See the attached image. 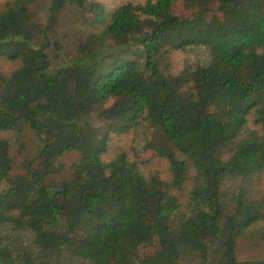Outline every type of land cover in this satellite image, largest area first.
I'll return each mask as SVG.
<instances>
[{
  "label": "trees",
  "instance_id": "1",
  "mask_svg": "<svg viewBox=\"0 0 264 264\" xmlns=\"http://www.w3.org/2000/svg\"><path fill=\"white\" fill-rule=\"evenodd\" d=\"M36 1L0 5V58L20 63L0 74V264H239L240 241L264 243V0H183L185 17L176 0H52L44 23ZM196 46L206 66L164 73ZM143 122L184 158L148 144L168 182L102 159ZM26 126L41 146L14 175Z\"/></svg>",
  "mask_w": 264,
  "mask_h": 264
},
{
  "label": "rangeland",
  "instance_id": "2",
  "mask_svg": "<svg viewBox=\"0 0 264 264\" xmlns=\"http://www.w3.org/2000/svg\"><path fill=\"white\" fill-rule=\"evenodd\" d=\"M6 0H0V5H2ZM52 0H37L34 5L31 6V11L34 18L40 22L44 23L46 18L47 6ZM90 2L100 3L107 10L112 11L113 9L125 4H143L147 0H88ZM174 10L181 17L190 15V10L185 6L183 0H176ZM84 30V28H81ZM80 30V29H79ZM79 34L74 36L76 39ZM210 61L209 51L206 47L196 46L185 51L171 52L168 56L167 63L169 65L168 69H165L164 73L166 75H177L183 71L191 72L197 66L204 67ZM20 66L19 61L10 62L3 58H0V74L3 77H9L14 71H16ZM113 103L110 100L105 106H110ZM248 126L252 129H258L257 126L252 124V118L248 123ZM7 133L0 132V138L6 137ZM148 144L156 145L160 144L171 152L175 156L182 160L184 159L171 145V143L166 139L162 132L151 126L148 122L141 123L138 127L133 128L126 134L110 135V143L108 151L102 156L105 163L110 162L119 153L126 154L130 161H147L143 165H140V169L145 175L150 173L157 174L158 178L164 182H168L171 178L170 172L168 171V163L164 158H160L154 154V152L147 148ZM40 143L37 141L35 134L28 126L24 128V147L25 150L19 154H14V165L12 173L14 175L23 172L22 164L25 159H30L34 157L37 151L40 149ZM78 154L76 152L65 153L56 160V164L63 166V171L53 176L55 180L66 179L70 175V167L78 159ZM253 187L264 188V174H261L259 178L255 179L252 183ZM2 188L0 187V190ZM191 190V185L189 182L186 183L184 188L180 191H173L172 194L177 196L181 202H184ZM26 237V236H25ZM28 237V236H27ZM254 248H249L247 243L240 241L236 249V258L239 264H255L264 261V243L257 242ZM77 260H80L76 258Z\"/></svg>",
  "mask_w": 264,
  "mask_h": 264
},
{
  "label": "water",
  "instance_id": "3",
  "mask_svg": "<svg viewBox=\"0 0 264 264\" xmlns=\"http://www.w3.org/2000/svg\"><path fill=\"white\" fill-rule=\"evenodd\" d=\"M255 264H264V262H261V263H255Z\"/></svg>",
  "mask_w": 264,
  "mask_h": 264
}]
</instances>
